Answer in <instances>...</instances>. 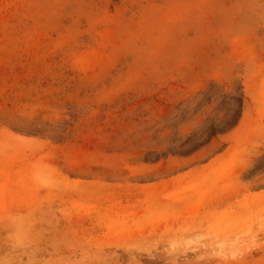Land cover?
I'll return each instance as SVG.
<instances>
[{
	"label": "rangeland",
	"instance_id": "obj_1",
	"mask_svg": "<svg viewBox=\"0 0 264 264\" xmlns=\"http://www.w3.org/2000/svg\"><path fill=\"white\" fill-rule=\"evenodd\" d=\"M0 264H264V0H0Z\"/></svg>",
	"mask_w": 264,
	"mask_h": 264
}]
</instances>
